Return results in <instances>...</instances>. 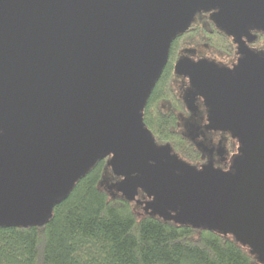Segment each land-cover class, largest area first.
I'll return each instance as SVG.
<instances>
[{"label": "water", "instance_id": "water-1", "mask_svg": "<svg viewBox=\"0 0 264 264\" xmlns=\"http://www.w3.org/2000/svg\"><path fill=\"white\" fill-rule=\"evenodd\" d=\"M213 7L228 34L264 29V0H0L1 226L46 224L109 156L111 188L143 212L230 234L264 263V58L242 48L234 75L207 59L174 64L208 126L239 139L229 170L197 169L142 120L171 39Z\"/></svg>", "mask_w": 264, "mask_h": 264}, {"label": "trees", "instance_id": "trees-1", "mask_svg": "<svg viewBox=\"0 0 264 264\" xmlns=\"http://www.w3.org/2000/svg\"><path fill=\"white\" fill-rule=\"evenodd\" d=\"M188 34L186 29L171 39L142 120L156 144L167 143L180 158L192 161L196 151L178 128L176 113L184 107L171 83L180 46L203 37L200 29L193 38V32ZM221 36L208 41L216 50L225 48L220 39L226 36ZM108 157L97 159L73 183L53 205L46 224L0 225V264H264L230 234L146 214L119 193L111 195L105 179L112 185L119 178L107 171Z\"/></svg>", "mask_w": 264, "mask_h": 264}, {"label": "flooded vegetation", "instance_id": "flooded-vegetation-1", "mask_svg": "<svg viewBox=\"0 0 264 264\" xmlns=\"http://www.w3.org/2000/svg\"><path fill=\"white\" fill-rule=\"evenodd\" d=\"M219 7L196 11L187 27L188 33L203 31V37L198 43L180 46L176 60L188 57L191 60L207 59L218 67L225 68L235 74L239 61L244 56L241 49H246L264 58V29L246 24L241 28H234L231 34L220 27V19L216 17ZM188 34V35H189ZM226 36L221 40L225 44L223 50L214 49L208 41L213 38ZM219 42V39H217ZM175 60V61H176ZM171 83L184 109L177 111L178 128L181 134L194 146L196 156L192 161H186L197 169L211 165L222 170H229L233 160L240 154V142L225 128L212 129L208 126L209 107L197 90L191 85L187 76L179 75L172 69ZM141 200L147 199L142 193Z\"/></svg>", "mask_w": 264, "mask_h": 264}, {"label": "rangeland", "instance_id": "rangeland-1", "mask_svg": "<svg viewBox=\"0 0 264 264\" xmlns=\"http://www.w3.org/2000/svg\"><path fill=\"white\" fill-rule=\"evenodd\" d=\"M109 173H111L110 172V170H109V168H108V170H107ZM112 174V173H111ZM113 175V174H112ZM105 181H106V184H104L105 185V187L107 188V190L109 191V193L111 194V195H113V194H115V193H118L115 189H114V191H112V189L113 188H111V184H109L108 182V180H106L105 179ZM105 181H103L104 183H105ZM109 184V185H108ZM139 199H140V197H138ZM134 206L136 207V209L137 210H141L142 209V207H141V205L140 204H136V203H134ZM139 212V211H138Z\"/></svg>", "mask_w": 264, "mask_h": 264}]
</instances>
